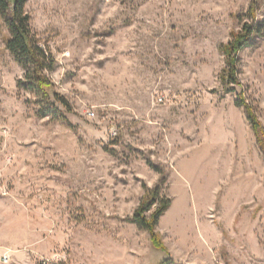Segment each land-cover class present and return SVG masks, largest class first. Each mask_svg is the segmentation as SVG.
I'll use <instances>...</instances> for the list:
<instances>
[{"label": "rangeland", "instance_id": "rangeland-1", "mask_svg": "<svg viewBox=\"0 0 264 264\" xmlns=\"http://www.w3.org/2000/svg\"><path fill=\"white\" fill-rule=\"evenodd\" d=\"M250 2L27 0L67 121L38 114L0 18V264H264V153L234 103L264 131V0L220 78ZM156 186L164 250L127 219Z\"/></svg>", "mask_w": 264, "mask_h": 264}, {"label": "trees", "instance_id": "trees-1", "mask_svg": "<svg viewBox=\"0 0 264 264\" xmlns=\"http://www.w3.org/2000/svg\"><path fill=\"white\" fill-rule=\"evenodd\" d=\"M26 1L0 0L1 22L6 26L9 33L5 48L15 58L14 61H17L25 71L23 72L24 79L21 81L23 88L37 94L45 103V107L38 110V114L67 121L64 112L60 110L58 105L64 110L70 111V104L63 95L53 88L51 81L44 72L53 67V59L47 51L39 47L37 38L30 29L27 22L29 16L24 10ZM256 2L257 0H251L248 7L247 14L251 21L244 22L239 30L231 31L229 40L220 47L226 65L220 78L226 83H237L238 78L236 76L239 72L237 56L240 51L251 44L253 37L261 31L262 27L259 22L255 21ZM234 103L243 108L244 115L250 124L249 127L254 132L255 141L264 153V131L260 127L261 125L252 106L243 97L242 90L237 93V99ZM170 202V198L160 196V189L156 186L148 191V195H143L133 214L127 218L129 222H133L140 228L147 230L153 247L161 250H164L165 247L155 228L158 223L157 220L164 214ZM153 204H156V207L152 208L153 210L149 216H146L145 211L150 210Z\"/></svg>", "mask_w": 264, "mask_h": 264}, {"label": "built area", "instance_id": "built-area-1", "mask_svg": "<svg viewBox=\"0 0 264 264\" xmlns=\"http://www.w3.org/2000/svg\"><path fill=\"white\" fill-rule=\"evenodd\" d=\"M93 113L91 112V115H92ZM116 131L113 129V128H111V130H110V132H109V134H110V136H115L116 135V133H115ZM9 261V256H8V254H5V255H3V262L4 263H7Z\"/></svg>", "mask_w": 264, "mask_h": 264}]
</instances>
